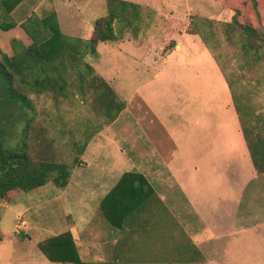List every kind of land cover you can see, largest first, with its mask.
I'll list each match as a JSON object with an SVG mask.
<instances>
[{
    "label": "rangeland",
    "instance_id": "1",
    "mask_svg": "<svg viewBox=\"0 0 264 264\" xmlns=\"http://www.w3.org/2000/svg\"><path fill=\"white\" fill-rule=\"evenodd\" d=\"M128 1L140 5L139 19L125 29L116 23L120 39L100 42L99 58L87 56L86 61L97 66L121 100H129L135 93L145 98L174 132L182 153H188L191 146L192 152L201 157L212 149L217 155L224 150L229 154V173L233 178L241 176L245 163L242 140L249 153L244 129L251 139L258 135L264 138V62L245 56L239 31L228 38L225 25L235 12L233 1ZM237 3L242 8L240 19L259 30L264 29V0H238ZM53 10L57 11L62 31L85 37L95 21L107 14L108 6L107 0H24L8 15V20L18 25L7 31L0 29V49L13 55L20 46L18 43L14 46L12 40L18 37L30 44L31 38L21 23H28L33 15L42 17ZM29 89L26 91L37 103L39 112L33 124L36 131L31 130L29 139L31 157L81 168L72 170V173L76 170L71 175L74 183L63 189L49 181L20 192L10 201L0 199V264H64L50 261L37 243L68 230L70 223L82 222L86 212L88 216L96 214L95 204L88 205L86 210L85 192L71 190L78 184V178L92 179L91 166L84 169L76 157L79 147L105 125L101 115L87 117L94 110L79 103L80 96L68 94L55 99ZM43 109L48 110L47 118ZM115 113L116 109L111 115ZM126 117L136 122L127 109L121 120ZM21 128L18 125L11 139L13 143L20 140ZM95 148L93 144L80 159L91 163L97 157L113 159L119 153L115 144ZM246 175L250 177L248 171ZM254 191L256 204L250 205ZM246 199L248 207L259 204L264 214V174L248 184ZM263 221L264 215H261L264 224ZM258 233L264 242V226ZM258 233L248 230L247 236L259 239L254 236ZM79 245L84 258H88L87 264H108L98 263L95 256L90 257L93 251L87 252L82 243Z\"/></svg>",
    "mask_w": 264,
    "mask_h": 264
},
{
    "label": "crops",
    "instance_id": "2",
    "mask_svg": "<svg viewBox=\"0 0 264 264\" xmlns=\"http://www.w3.org/2000/svg\"><path fill=\"white\" fill-rule=\"evenodd\" d=\"M15 39L20 46L15 54L24 53L28 40ZM94 67L98 71L97 66ZM105 80L112 87L107 78ZM112 88L118 101L125 102V106L113 118L103 116L105 127L100 130L106 133L99 131L91 136L80 157L87 154L93 144L94 149L115 144L119 153L113 159L97 157L91 163L80 159L84 169L91 166L93 177L89 180L78 178V184L71 190L85 192L86 210L88 205H96V214L88 216L86 212L82 222L68 226L86 264L88 258H84L79 243L87 252H94L90 257L95 256L98 263L264 264V242L258 233L264 226L261 223L264 214L259 204L248 207L246 199L248 184L261 176L254 165L247 138L249 153L242 140L246 163L241 167L243 176L233 178L229 173V154L224 150L217 155L212 149L201 157L192 152L191 146L188 153H182L174 132L167 128L145 98L135 93L129 100H121ZM126 109L136 122L130 117L121 120ZM128 172L141 173L153 192L134 177L131 183L124 185L120 194L127 195L128 204L136 201V205L123 226L116 227L104 217L100 204ZM134 180L138 184H132ZM70 183H74V178ZM88 183H91L89 189ZM253 195L250 205L256 204L255 191ZM248 230L257 232L254 236L259 239L247 236Z\"/></svg>",
    "mask_w": 264,
    "mask_h": 264
},
{
    "label": "trees",
    "instance_id": "3",
    "mask_svg": "<svg viewBox=\"0 0 264 264\" xmlns=\"http://www.w3.org/2000/svg\"><path fill=\"white\" fill-rule=\"evenodd\" d=\"M23 1L0 0V29L7 31L18 25L8 20V15ZM232 1L235 12L225 25L228 38L231 39L234 32L239 31L245 56L264 62V29L259 30L252 23L240 19L242 8L238 0ZM107 6V14L95 21L85 37L68 35L62 31L57 11L53 10L42 17L33 15L28 23H21L31 38L24 53L9 55L0 49V199L10 201L20 192L33 190L49 181L63 189L69 184L74 169L72 164L34 160L31 157L29 139L31 130L36 131L33 124L39 112L37 103L26 88L37 95L48 94L55 99L58 96L67 97L68 94L80 96L82 99L79 103L94 110V114L87 117L101 115L103 118L107 115L113 118L125 106V102L118 101L114 89L86 61V57L100 56V42L119 40L116 23L124 29L133 26V22L139 19L140 5L128 0H107ZM134 35H137V31ZM12 41L15 46L17 40L14 38ZM114 109L117 113L111 115ZM43 110L47 118L48 110ZM18 125H22L20 140L13 143L11 139ZM244 131L254 165L259 174H264V138L258 135L251 139L246 129ZM84 148L85 145L79 147V156L76 157L79 162ZM133 177L153 192L141 173H124L100 204L104 217L113 226L122 227L134 210L136 201L128 204L127 195L120 194V189L131 183ZM135 183L138 184L137 180L132 184ZM37 245L52 262L86 264L70 230L39 241Z\"/></svg>",
    "mask_w": 264,
    "mask_h": 264
}]
</instances>
